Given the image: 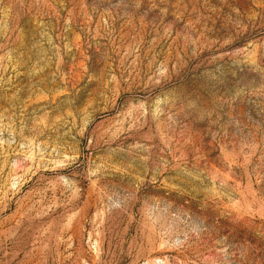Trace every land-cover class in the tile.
Returning a JSON list of instances; mask_svg holds the SVG:
<instances>
[{
    "label": "rangeland",
    "instance_id": "374dc122",
    "mask_svg": "<svg viewBox=\"0 0 264 264\" xmlns=\"http://www.w3.org/2000/svg\"><path fill=\"white\" fill-rule=\"evenodd\" d=\"M0 264H264V0H0Z\"/></svg>",
    "mask_w": 264,
    "mask_h": 264
}]
</instances>
